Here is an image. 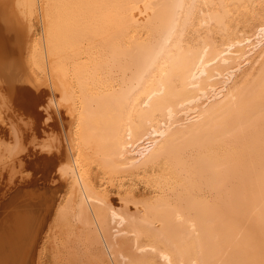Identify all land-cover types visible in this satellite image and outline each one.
I'll use <instances>...</instances> for the list:
<instances>
[{"label": "bare ground", "instance_id": "6f19581e", "mask_svg": "<svg viewBox=\"0 0 264 264\" xmlns=\"http://www.w3.org/2000/svg\"><path fill=\"white\" fill-rule=\"evenodd\" d=\"M46 251L264 264V0H0V264Z\"/></svg>", "mask_w": 264, "mask_h": 264}, {"label": "rangeland", "instance_id": "374dc122", "mask_svg": "<svg viewBox=\"0 0 264 264\" xmlns=\"http://www.w3.org/2000/svg\"><path fill=\"white\" fill-rule=\"evenodd\" d=\"M66 184H67V186H68V181H67V179H63V180H58L56 183H50V184H48V183H46V185L45 184H42V185H38V186H40V187H38V190L40 191V194H39V196L37 197V196H35V197H33V199L31 200V203H30V201L29 200H27V202L26 201H24V199H23V197H19V198H17L16 200H14V204H13V206H15V203H17V204H19V205H16V206H21L22 204H21V202H26V203H30V204H33V203H37V202H39V204L41 203L42 204V198L43 199H49L50 197H51V190L52 189H54V188H57V187H60L61 189H62V192H66V190H68V188H66L67 186H66ZM50 185V186H49ZM35 186V185H34ZM45 186V187H44ZM49 186V187H48ZM50 187L52 188V189H50ZM139 188L141 187L140 185L138 186ZM40 188H42V189H40ZM45 189H47V190H45ZM50 189V190H49ZM113 189V188H112ZM112 189H111V197L114 199V201L116 202L115 204L117 205V206H119V207H121V204H122V202L121 201H119V195H118V193H116L117 192V189H113V191H112ZM46 191V192H45ZM48 192V193H47ZM13 193V190L11 191V194ZM10 194V195H11ZM8 195V194H7ZM7 195L5 196V197H7ZM9 195V196H10ZM46 195V196H45ZM48 195V196H47ZM9 196L7 197V198H4V200L6 199V200H9L8 198H9ZM42 197V198H41ZM45 197V198H44ZM37 198H39V200L37 199ZM5 200V201H6ZM41 200V201H40ZM35 201V202H34ZM49 201V200H48ZM23 203V204H24ZM45 205V204H44ZM43 205V210H45L47 207H46V205L44 206ZM12 206V207H13ZM122 206H124L123 204H122ZM129 207H130V211L132 212V211H135V209H134V206L132 205V204H130L129 205ZM14 208V207H13ZM13 208H12V212H13ZM56 209V207H54L53 208V210H55ZM40 241L42 240L41 238L39 239ZM52 259V255H51V253L50 252H47L46 251V253L44 252V255H43V257H41V259H40V261L42 262H40V261H38V262H40V264H56V263H52L53 261H56V260H51ZM53 259H54V257H53ZM37 261V260H36ZM59 261L60 262H64V261H62V260H58V261H56L57 262V264H61V263H59ZM33 264H39V263H36V262H34ZM65 264V263H64Z\"/></svg>", "mask_w": 264, "mask_h": 264}]
</instances>
